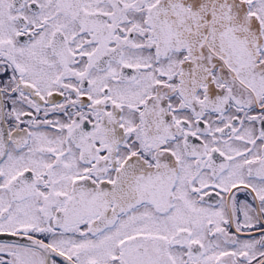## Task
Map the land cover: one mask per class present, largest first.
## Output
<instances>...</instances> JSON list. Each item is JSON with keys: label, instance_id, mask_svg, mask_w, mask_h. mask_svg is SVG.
Masks as SVG:
<instances>
[{"label": "snow or ice", "instance_id": "obj_1", "mask_svg": "<svg viewBox=\"0 0 264 264\" xmlns=\"http://www.w3.org/2000/svg\"><path fill=\"white\" fill-rule=\"evenodd\" d=\"M0 264H264V0H0Z\"/></svg>", "mask_w": 264, "mask_h": 264}]
</instances>
